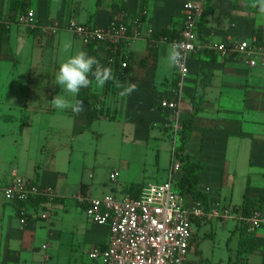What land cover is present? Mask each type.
<instances>
[{"label": "crops", "instance_id": "0c3cea01", "mask_svg": "<svg viewBox=\"0 0 264 264\" xmlns=\"http://www.w3.org/2000/svg\"><path fill=\"white\" fill-rule=\"evenodd\" d=\"M187 1L0 0V14L5 20L33 10L43 25L58 23L62 26L84 24L107 27L114 20L131 23L141 18L144 28L153 29L155 34L172 30L181 35L185 21L184 4ZM253 4L254 0L207 1L204 10L206 21L203 24L200 21L198 35L201 41L212 44L230 40H256L257 46L262 48L256 66H251L248 58L240 55L196 53L189 59L181 115L183 121L194 109L198 110L193 119L186 154L193 162L204 167L198 189L207 200L205 203V200L197 201L185 195L188 197L185 198L186 205L193 208L201 204L205 210L219 206L230 210L233 218L194 219L188 264H193V255H199L197 232L204 231V237L207 238L213 237L219 229L230 232L228 247L231 256L218 264H264V225L256 231H250L238 218L249 216L255 210L264 212V42L258 44L255 34L261 29L264 36V24L258 22L261 13ZM66 41H71V52L83 45V51L92 56L93 50L99 62L108 66L104 47L92 45L90 49L70 31L62 30L58 35H52L43 30H27L17 25L9 28L0 25V142L7 135L15 134L18 145L26 143L24 154L18 157L12 171L17 170L20 176L40 185L53 187L58 194L51 206V218L42 220L37 215L43 209L41 205L38 208L31 207L34 215H29L22 227L20 206L8 202L0 192V264H102V259H93L91 255L97 249L107 248L110 241V228L92 222L93 225L82 222L77 233L68 238H64L63 232L57 228L58 211H68L67 200H74L85 213V206L78 201L80 195L91 198L105 195H94L90 186L81 182L79 190L69 197L70 189H65L64 183L66 175L57 169L56 154L62 146H69L72 140L75 141L95 122L111 119L113 113L110 111H114L117 97L122 91V88L116 91L107 89V84L98 87L93 81L92 91L99 97L96 106L100 113L105 108L108 115H100L101 118L93 122L84 103V110L79 115L71 109L55 108L51 100L56 95V75L48 78L44 74H37V68L39 64L53 60V51L60 50ZM169 45L167 42L151 44L147 40H140L121 47V54L127 57L128 67L121 69L119 82L121 85L135 83L138 92L125 96L122 112L130 114L129 120L137 125L136 137H140L137 129L151 125L168 129L174 124L173 112L162 109L160 105L162 100L177 98L179 76L176 68L167 64ZM57 61H60L59 58ZM33 82H38L37 91L33 90ZM143 95L147 96L146 101L142 100ZM109 97L111 100L114 98L112 104L107 103ZM71 99L81 100L79 93ZM143 110L148 114L147 119L133 117L134 113ZM60 112L68 117L67 123L71 125L68 128H71L73 137L65 139L56 136L48 140L41 135L44 130L40 120L47 113L55 116ZM34 125L40 127L41 133L36 135L38 138L26 139L28 130ZM49 127L62 130V126L54 123L53 118ZM48 148L49 154H44ZM53 150L55 152L51 154ZM171 166L172 163L167 175ZM12 171L1 175L0 188L11 183ZM116 173L120 175L115 171L111 179L117 180L118 176L113 178ZM182 175L181 169L177 181ZM149 184L120 183L110 192L117 198H124L139 193ZM196 260L194 264H208L204 259Z\"/></svg>", "mask_w": 264, "mask_h": 264}, {"label": "built area", "instance_id": "2783aa9c", "mask_svg": "<svg viewBox=\"0 0 264 264\" xmlns=\"http://www.w3.org/2000/svg\"><path fill=\"white\" fill-rule=\"evenodd\" d=\"M207 1L209 0H188L184 4L185 21L181 37L172 41L166 37L157 39L153 29L144 28L141 18H136L131 23L114 20L107 27L84 24L62 26L58 23L43 25L33 10H27L5 20L0 14V25L7 28L17 25L27 30H43L52 35H58L62 30L70 31L80 38L86 47H104L109 64L113 66L118 57L122 68L128 67L127 57L118 54L124 45H131L140 40H147L151 44L182 42L185 45L186 59L180 66L175 67L179 76L177 98L160 102L162 109L173 112V125L178 135L182 129L181 101L192 54L209 50L221 56L240 55L247 57L251 66H256L262 53V48L257 46L256 40H230L221 44L201 41L198 28ZM110 54L114 56L111 57ZM181 169L182 164L174 154L168 179L163 183L149 184L143 189L140 197L117 198L105 195L91 198L80 195L78 201L85 206L87 218L92 223L108 226L111 230L107 248L93 251L91 257L102 259V264H188L194 219L228 220L233 217L230 210L219 206L205 210L201 204H197L189 208L185 197L177 189V175ZM11 175V183L0 188V192L8 202L20 206L22 227L29 215H34L31 207L23 205L30 201L41 200L43 209L37 215L42 220L51 218V206L58 197L56 190L20 176L17 170H13ZM117 176L116 173L113 178ZM238 218L250 231H256L264 225V212L261 210Z\"/></svg>", "mask_w": 264, "mask_h": 264}, {"label": "rangeland", "instance_id": "374dc122", "mask_svg": "<svg viewBox=\"0 0 264 264\" xmlns=\"http://www.w3.org/2000/svg\"><path fill=\"white\" fill-rule=\"evenodd\" d=\"M258 22L264 24V13L258 16ZM79 42L77 43L79 44ZM80 50H84L83 45H81V48L76 47V50L74 49L72 52L70 50L68 53L64 52L63 46L60 50H54L53 60L49 63L39 64L37 74H44L48 78L57 75L60 64L67 56ZM57 58H59V62ZM106 60L107 65H110L108 57H106ZM33 83V90L37 91L38 82ZM1 84L0 81V86ZM56 86V95L72 98L71 94L65 93L58 84ZM43 89L45 88L43 87ZM137 93V91L133 92V94ZM141 98L146 101L147 96L143 95ZM113 99L111 100V97H109L107 103L112 104ZM123 99H125V96L118 95L117 106H114V111H110V113H113L111 119L95 122L89 130L77 136L75 141L72 140L69 146L64 145L58 150L56 154L57 169L66 175L64 183H66L65 189H70L68 192L69 197L79 190L81 182L88 184L94 195L100 196L111 194V188L119 187L120 183H163L168 179L167 174L170 163H172V157L176 148L179 149L182 143L180 136L176 135L174 125L168 129L161 128L158 125L137 129L140 132H138L140 137H136L137 125L134 121L129 120L130 114L122 112ZM100 115L102 117L108 116L105 108H102ZM133 117L139 120L147 119L148 114L143 110L134 113ZM52 118L54 123L62 126V130L57 131L49 127ZM40 121V126L44 132L41 133L40 127L34 125L31 130H28L26 139L38 138L40 133L48 140L56 136L65 139L73 137V134L70 133L71 128H68L70 125L67 123L69 121L68 117L61 112L55 114V116L47 113L44 115V119ZM76 122L78 124L79 119ZM63 131L66 134H62ZM7 136L2 143L0 142V177L3 173L12 171L16 166V160L24 154L27 147L26 143L20 146L17 144L18 142H15V134ZM49 151L48 148L44 151V154H49ZM19 152L21 153L19 154ZM54 152L53 150L51 154ZM176 158L179 159L177 156ZM115 171L120 173L117 180L111 179V174ZM185 198L188 199L187 196ZM66 202L68 211H58L59 219L57 222V228L63 232L64 238L77 233V228L81 227L82 222L93 225L74 200L70 199ZM229 236L230 232L226 229H219L213 237L207 238L204 237V231H198L196 246L199 255H193L192 263L194 264V261H197L196 259H204L208 264H218L222 260L227 261L231 256L228 247Z\"/></svg>", "mask_w": 264, "mask_h": 264}, {"label": "clouds", "instance_id": "9594fccd", "mask_svg": "<svg viewBox=\"0 0 264 264\" xmlns=\"http://www.w3.org/2000/svg\"><path fill=\"white\" fill-rule=\"evenodd\" d=\"M254 7L260 13H264V0H254ZM71 41H66L63 50L68 53L71 49ZM186 59L185 45L182 42H173L169 45L167 52V64L169 67L180 66ZM56 84L64 90L65 93L71 94V97L78 95L82 88L89 87L93 81L96 86L103 87L107 82L111 81L118 89L121 97L130 96L137 90L135 83L121 85L113 75V69L102 65L99 60L90 56L86 51L80 50L67 58L60 64L57 75ZM52 105L60 110L71 109L77 115L84 110L83 101L78 99H70L64 95H55L51 100Z\"/></svg>", "mask_w": 264, "mask_h": 264}, {"label": "trees", "instance_id": "16d2710c", "mask_svg": "<svg viewBox=\"0 0 264 264\" xmlns=\"http://www.w3.org/2000/svg\"><path fill=\"white\" fill-rule=\"evenodd\" d=\"M205 15L206 13L204 12L203 16H202V20L201 23H205ZM256 36H257V43L258 44H262L264 42V36H263V32L261 29L257 30L255 32ZM155 36L157 38L160 37H166L168 38L170 41L174 40V39H179L181 37V35H179L177 32H174L172 30H164L161 33L155 34ZM88 48H92L93 46H87ZM121 53V48L119 50V53ZM199 54H213L214 52L209 51V50H202L200 52H198ZM92 56L96 57V53L92 50L91 51ZM110 56H114V54H110ZM108 67H111L113 69V75L115 77L116 80H120L122 77V73H121V61L120 59L117 57L116 58V62L113 66L108 65ZM107 85V89H112L114 91H116V87L114 86V83L109 81L106 83ZM92 84L87 87V88H82L79 92V96L81 98V100L83 101V103L86 105L87 107V114L91 120V122L95 121L96 119H98L100 117V109L96 106L97 102L99 101V97L98 94H95L92 91ZM197 109H194V111L192 112V114L188 117L183 119L182 121V129L179 131L178 135L180 136L181 139V146L179 149L176 148L175 150V155L179 158V161L182 164V170H183V175L182 177L177 181V189L178 191L183 195H189L191 197H193L195 200L197 201H201V200H206L207 198L199 191L198 186L199 184L202 182V173L204 171V167L201 164L195 163L191 160V158L189 157V155L186 154V150H187V145L189 143L190 140V135H191V129H192V125H193V119L197 113ZM143 190H141L139 193H135L130 195L131 197H140L141 193ZM41 200L39 201H30L26 204H23L24 206H28V207H33V208H38V206H40L41 204Z\"/></svg>", "mask_w": 264, "mask_h": 264}]
</instances>
